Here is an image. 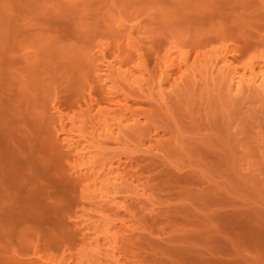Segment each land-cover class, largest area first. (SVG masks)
<instances>
[{
	"label": "rangeland",
	"instance_id": "obj_1",
	"mask_svg": "<svg viewBox=\"0 0 264 264\" xmlns=\"http://www.w3.org/2000/svg\"><path fill=\"white\" fill-rule=\"evenodd\" d=\"M0 264H264V0H0Z\"/></svg>",
	"mask_w": 264,
	"mask_h": 264
},
{
	"label": "bare ground",
	"instance_id": "obj_2",
	"mask_svg": "<svg viewBox=\"0 0 264 264\" xmlns=\"http://www.w3.org/2000/svg\"><path fill=\"white\" fill-rule=\"evenodd\" d=\"M19 153V152H18ZM22 154V153H21ZM32 173V172H31ZM6 175V174H5ZM30 177V176H29ZM3 180V179H2ZM24 181V180H23ZM25 182V181H24ZM37 182V181H36ZM38 184V183H37ZM8 193V192H7ZM12 196H13V194H12ZM24 211V210H23ZM18 217V216H17Z\"/></svg>",
	"mask_w": 264,
	"mask_h": 264
}]
</instances>
